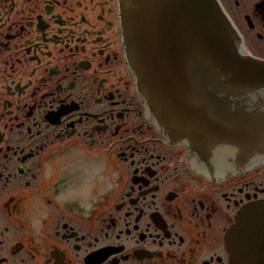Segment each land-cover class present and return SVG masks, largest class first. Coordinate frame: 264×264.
<instances>
[{
  "label": "flooded vegetation",
  "instance_id": "flooded-vegetation-1",
  "mask_svg": "<svg viewBox=\"0 0 264 264\" xmlns=\"http://www.w3.org/2000/svg\"><path fill=\"white\" fill-rule=\"evenodd\" d=\"M221 2L264 58V0ZM118 4L0 0V264L264 259V163L207 175L154 126Z\"/></svg>",
  "mask_w": 264,
  "mask_h": 264
},
{
  "label": "water",
  "instance_id": "water-1",
  "mask_svg": "<svg viewBox=\"0 0 264 264\" xmlns=\"http://www.w3.org/2000/svg\"><path fill=\"white\" fill-rule=\"evenodd\" d=\"M119 13L125 58L156 127L214 177L264 162V59L242 50L220 0H119Z\"/></svg>",
  "mask_w": 264,
  "mask_h": 264
}]
</instances>
